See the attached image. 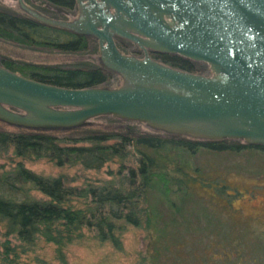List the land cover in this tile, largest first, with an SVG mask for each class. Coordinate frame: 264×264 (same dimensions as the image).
<instances>
[{
  "label": "trees",
  "instance_id": "1",
  "mask_svg": "<svg viewBox=\"0 0 264 264\" xmlns=\"http://www.w3.org/2000/svg\"><path fill=\"white\" fill-rule=\"evenodd\" d=\"M2 1L0 40L56 52L68 56L72 62L57 67L6 61L0 63L3 67L32 80L67 89L112 88L111 79L118 77L101 69L97 49L93 45L90 48V40L41 25L18 9L3 5ZM24 2L52 19L75 17L74 0ZM118 47L127 52L122 43ZM154 59L187 73L204 74L208 69L203 63L175 55L159 54ZM93 120L100 121V126L89 127L91 120L86 126L66 130L73 136L65 137L19 127H13V131L0 129V155L11 153L21 160L0 173L1 264H19L22 255L33 253L41 243L53 246L61 263H65L66 248L81 245L87 239L98 244L108 243L123 252V236L130 227L149 231L148 244L155 248L157 257L172 252L171 248H192L198 242L196 235L167 233L160 223L164 219L182 220L192 211L190 203L196 205L199 199L197 180L214 182L218 179H211V173L227 169L221 162L195 166L192 160L223 153L230 157L243 153L264 157V147L241 141L191 140L114 117ZM23 161H46L58 168L77 167L95 172L109 164L118 167L108 172V179L79 187L68 185L64 176L38 175L25 168ZM247 166L249 161L233 168L239 175L250 174ZM255 174L264 175V171ZM225 188L220 185L213 196H223ZM211 209L207 205V211ZM211 235L203 238L209 239ZM216 238L221 241L230 235Z\"/></svg>",
  "mask_w": 264,
  "mask_h": 264
},
{
  "label": "water",
  "instance_id": "2",
  "mask_svg": "<svg viewBox=\"0 0 264 264\" xmlns=\"http://www.w3.org/2000/svg\"><path fill=\"white\" fill-rule=\"evenodd\" d=\"M72 22L20 8L34 20L98 42L117 89H66L0 66V122L26 130H70L98 117L205 141L264 147V0H77ZM111 10L113 13H111ZM144 51L122 54L115 37ZM148 51L206 64L210 76L151 60Z\"/></svg>",
  "mask_w": 264,
  "mask_h": 264
},
{
  "label": "rangeland",
  "instance_id": "3",
  "mask_svg": "<svg viewBox=\"0 0 264 264\" xmlns=\"http://www.w3.org/2000/svg\"><path fill=\"white\" fill-rule=\"evenodd\" d=\"M2 2L5 6L18 9L15 0ZM92 45L98 52L97 44H90V48ZM9 60L20 64L57 67L72 63L68 56L56 52L50 53L0 40V63ZM210 74L208 68L203 75ZM122 81L120 76L118 79L113 78L110 86L117 88ZM99 122L92 120L89 127H99ZM0 129L14 130L12 126L1 122ZM44 132L54 133L59 137L73 136L66 130H45ZM178 137L195 140L185 136ZM20 161L11 153L0 155V173L10 170ZM247 161L250 166H247L246 170L251 173L240 175L236 173V168L234 169L233 166H244ZM220 162L227 169L211 173V179L218 180L211 183L203 182L201 178L197 180L199 199H196V205H193V202L190 203L192 211L186 212L182 220L171 222L169 219H164L160 223L161 229L167 233L177 232L180 236L196 235L198 242L194 247L171 248L172 252L161 253L157 257L154 255L155 248H150L148 244L149 231L130 227L123 236V252L116 251L108 243L98 244L92 239H87L81 245L66 248L65 263H61L56 257L55 248L41 243L40 248L33 253L22 255L19 264H264V175L255 174L257 171H264V157H250L246 153L230 157L223 153L206 154L198 160H192L195 166ZM23 164L28 170L44 177L64 176L68 185L79 187L108 179V172L115 171L118 167L117 164H109L101 171L95 172L83 171L77 167L58 168L46 161H23ZM220 185L226 186L227 189L225 188L223 196L216 194L221 197L218 199L217 196H213V193L220 188ZM207 205L213 210L208 212ZM210 234H212L211 237L206 239V236ZM228 234L229 239L220 241L216 238V236L228 237ZM2 251L0 248V253Z\"/></svg>",
  "mask_w": 264,
  "mask_h": 264
},
{
  "label": "flooded vegetation",
  "instance_id": "4",
  "mask_svg": "<svg viewBox=\"0 0 264 264\" xmlns=\"http://www.w3.org/2000/svg\"><path fill=\"white\" fill-rule=\"evenodd\" d=\"M22 2H23V4L27 7V8H29V9H31V10H33V11H35V12H37L39 15H41V16H43V17H46V18H48V19H51V20H55V21H60V22H72V21H75V20H77V18H78V14H79V6H78V3H77V0H74V3H75V17L74 18H72V19H69V20H58V19H52V18H50L49 16H47V15H43V14H41V13H39L37 10H35L34 8H32L30 5H28V4H26L25 2H24V0H22ZM17 7H18V10H19V12H21V13H23V14H26L27 16H29L32 20H34L30 15H28L26 12H24L21 8H20V6H19V4H18V0H17ZM58 12H63V11H61V10H59V9H56ZM111 13H113V11L111 10ZM35 22H37V23H39V24H41V25H44V26H48V25H45V24H42V23H40V22H38V21H36V20H34ZM48 27H51V26H48ZM51 28H55V27H51ZM55 29H60V28H55ZM60 30H65V29H60ZM65 31H68V32H71V33H73V34H75L76 36H79V37H85V38H87L88 40H90V42L92 43V44H97V46H98V42H97V40L96 39H94L92 36H90V35H86V34H76V33H74V32H72V31H69V30H65ZM114 40H115V44H116V46H117V48H118V50L122 53V54H124V55H127V56H131V57H134V58H136V59H143L144 58V51L141 49V48H139L137 45H135V44H133L132 42H130L129 40H127V39H124V38H121V37H115L114 38ZM119 43H122V45L127 49V52H122L120 49H119V47H118V44ZM159 54H167V53H158V52H152V51H148V55H149V57L151 58V60H153V61H156V62H158V63H160L158 60H155L154 59V57L155 56H157V55H159ZM169 55H173V54H169ZM98 56H99V49H98ZM175 56H177V55H175ZM180 57V56H179ZM182 58V57H181ZM183 59H185V58H183ZM100 60V59H99ZM186 60H188V59H186ZM10 61V60H9ZM188 61H191V60H188ZM10 62H14V61H10ZM192 62H194V61H192ZM14 63H16V62H14ZM196 63H200V62H196ZM16 64H20V63H16ZM24 64V63H23ZM160 64H162V63H160ZM30 65V64H29ZM31 65H34V64H31ZM164 65V64H163ZM206 65V64H205ZM0 66H2L1 64H0ZM165 66H167V65H165ZM3 67V66H2ZM100 67H101V69L103 70V71H105V72H107V73H109V74H114V75H116L118 78H119V75L118 74H116V73H113V72H110V71H108L107 69H105L104 67H103V65L101 64V62H100ZM169 67V66H168ZM208 67V66H207ZM5 68V67H4ZM172 68V67H171ZM6 69V68H5ZM174 69V68H173ZM8 70V69H7ZM177 70V69H176ZM10 71V70H9ZM180 71V70H179ZM11 72H13V71H11ZM183 72V71H182ZM15 73V72H14ZM187 73V72H186ZM16 74H18V73H16ZM190 74H195V73H190ZM20 75V74H19ZM195 75H200V76H206V75H203V74H195ZM210 76V75H209ZM24 77V76H23ZM25 78H27V77H25ZM30 79V78H29ZM32 80V79H31ZM33 81H35V80H33ZM36 82H38V81H36ZM39 83H42V82H39ZM43 84H45V83H43ZM122 84H123V81H122ZM122 84L119 86V87H121L122 86ZM46 85H49V84H46ZM51 86H53V85H51ZM57 87V86H56ZM119 87H117V88H119ZM62 88V87H61ZM95 88H108V89H117V88H109V87H104V86H100V87H95ZM67 89V88H66ZM85 89H89V88H85ZM74 90H80V89H74ZM137 123V122H136Z\"/></svg>",
  "mask_w": 264,
  "mask_h": 264
}]
</instances>
